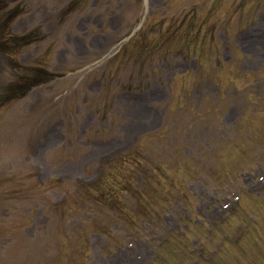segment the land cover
<instances>
[{"label": "rangeland", "instance_id": "1", "mask_svg": "<svg viewBox=\"0 0 264 264\" xmlns=\"http://www.w3.org/2000/svg\"><path fill=\"white\" fill-rule=\"evenodd\" d=\"M71 1L28 0L12 26L46 33L18 61L64 76L0 112V199L18 196L0 206V264H264V0H86L61 22ZM191 11L208 35L198 54L160 49L150 81L117 91L102 119L107 61L142 24L167 37ZM110 65L116 83L136 69ZM95 179L141 194L60 223L53 206Z\"/></svg>", "mask_w": 264, "mask_h": 264}, {"label": "trees", "instance_id": "2", "mask_svg": "<svg viewBox=\"0 0 264 264\" xmlns=\"http://www.w3.org/2000/svg\"><path fill=\"white\" fill-rule=\"evenodd\" d=\"M13 0H0V12H4L5 9L9 6V2ZM21 14V11L18 8H14L11 11H7V14L4 16L3 20L0 21V30L5 29L7 25L11 24V21L14 19V17L18 16ZM10 39V40H9ZM33 36L30 34H27L23 37H8L6 36L4 38L5 41H0V50L3 51H8V52H13L15 53L19 47L16 46H21L22 44L25 43H31L34 40ZM15 51V52H14ZM31 75L33 76L32 79H26V78H21L22 81L18 82V84L14 85L11 89L8 90V92L1 97L0 101L1 103L6 102V100L11 99L14 97V94L16 93L15 90L18 89L19 87L21 88H27L30 87L31 85H36L38 82H42L45 79L44 77L47 75V73L40 71V70H34L30 69ZM46 74V75H43ZM25 94V92L21 93ZM18 94V95H21Z\"/></svg>", "mask_w": 264, "mask_h": 264}]
</instances>
